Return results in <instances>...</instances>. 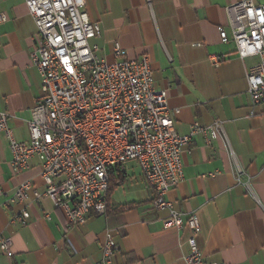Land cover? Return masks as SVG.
Here are the masks:
<instances>
[{"label":"crops","instance_id":"obj_1","mask_svg":"<svg viewBox=\"0 0 264 264\" xmlns=\"http://www.w3.org/2000/svg\"><path fill=\"white\" fill-rule=\"evenodd\" d=\"M243 0H88L85 12L101 27L90 41L107 62L149 58L154 86L167 91L175 130L223 123L224 135L192 137L182 155L183 178L168 201L184 214H196L198 248L206 263L264 264V105H253L246 76L258 58L240 59L231 39L228 9ZM264 5V0H252ZM0 111L17 141L29 139L28 122L40 92L30 63L37 29L24 0H0ZM9 142L0 133V264H97L107 232L118 246L112 264H186L189 231L164 229L165 211L152 210L154 192L138 164L115 169L116 187L106 216H90L71 226L48 197L38 160L16 174ZM113 181V180H112ZM29 182L25 202L10 204ZM124 186V199L115 194ZM38 194L39 197H36ZM131 209L117 211L120 206ZM27 211L26 226L12 223ZM8 240L9 248L1 249Z\"/></svg>","mask_w":264,"mask_h":264},{"label":"built area","instance_id":"obj_2","mask_svg":"<svg viewBox=\"0 0 264 264\" xmlns=\"http://www.w3.org/2000/svg\"><path fill=\"white\" fill-rule=\"evenodd\" d=\"M88 0H24L37 36L30 63L40 77V92L28 122L29 139L17 141L0 111V133L9 142L12 170L18 174L38 160L46 186L42 196L53 201L71 226L84 224L90 216H106L112 172L134 161L154 192L152 210L165 211L164 229L189 231L186 264L206 263L198 248L200 232L196 214H184L167 199L170 189L183 178L182 155L192 137L206 140L224 135L223 123L194 126L188 135L176 132L167 101V91L154 86L148 57L107 62L90 41L101 36V27L85 12ZM231 39L223 30V44L233 42L240 59L258 58L247 73L253 105H264V5L243 0L228 9ZM6 17L0 14V23ZM32 185L21 184L8 203L25 202ZM36 194V197H42ZM27 211L12 223L26 226ZM9 241H1L8 250ZM118 246L107 232L102 258L97 264H112Z\"/></svg>","mask_w":264,"mask_h":264},{"label":"trees","instance_id":"obj_3","mask_svg":"<svg viewBox=\"0 0 264 264\" xmlns=\"http://www.w3.org/2000/svg\"><path fill=\"white\" fill-rule=\"evenodd\" d=\"M116 182H117L116 179L114 180L113 178L111 179V177H110V186H109V191H108V204H109V197L111 196V193H113V190L116 187L115 186L116 185ZM131 208H132V205L120 206L119 208H117V211L119 212V211L131 209ZM108 211H109V209H108Z\"/></svg>","mask_w":264,"mask_h":264},{"label":"rangeland","instance_id":"obj_4","mask_svg":"<svg viewBox=\"0 0 264 264\" xmlns=\"http://www.w3.org/2000/svg\"><path fill=\"white\" fill-rule=\"evenodd\" d=\"M115 197L124 199V186L119 189V191L115 194Z\"/></svg>","mask_w":264,"mask_h":264}]
</instances>
